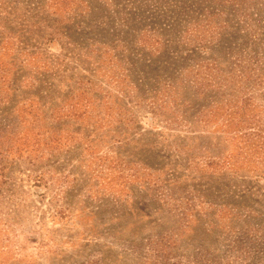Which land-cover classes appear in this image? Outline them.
Instances as JSON below:
<instances>
[{
	"label": "rangeland",
	"instance_id": "rangeland-1",
	"mask_svg": "<svg viewBox=\"0 0 264 264\" xmlns=\"http://www.w3.org/2000/svg\"><path fill=\"white\" fill-rule=\"evenodd\" d=\"M0 264H264V0H0Z\"/></svg>",
	"mask_w": 264,
	"mask_h": 264
}]
</instances>
